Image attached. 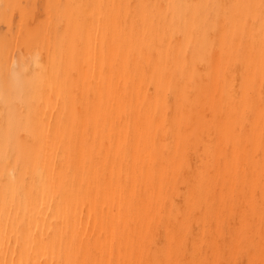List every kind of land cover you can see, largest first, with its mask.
Wrapping results in <instances>:
<instances>
[{
  "label": "bare ground",
  "instance_id": "obj_1",
  "mask_svg": "<svg viewBox=\"0 0 264 264\" xmlns=\"http://www.w3.org/2000/svg\"><path fill=\"white\" fill-rule=\"evenodd\" d=\"M0 264H264V0H0Z\"/></svg>",
  "mask_w": 264,
  "mask_h": 264
}]
</instances>
